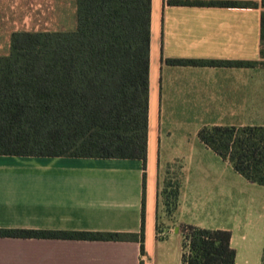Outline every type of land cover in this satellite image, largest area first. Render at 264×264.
Returning <instances> with one entry per match:
<instances>
[{
	"label": "crops",
	"instance_id": "0c3cea01",
	"mask_svg": "<svg viewBox=\"0 0 264 264\" xmlns=\"http://www.w3.org/2000/svg\"><path fill=\"white\" fill-rule=\"evenodd\" d=\"M171 1L151 0L146 169L141 160L135 159L0 156V228L6 229L139 234L146 173L145 255L135 241L0 238V264H183L182 224L231 231L236 264L243 258L249 264L253 225L243 226L236 216L229 220L214 218L210 225L198 218L194 208L207 202L187 186V167L176 215L178 224L173 228L161 225L158 192L163 175L162 147L166 144L175 150L170 138L178 120H189L199 150L214 153L217 163L221 159L227 165H231L228 160L199 140V130L212 125L264 126V67L166 62L264 60L260 54L262 0H181L192 2L184 5ZM218 1L257 6L210 4ZM77 26V0H0V56L10 54L15 33L73 32ZM190 149L194 152L193 147ZM192 215V221L184 219ZM175 233L182 236V246L176 241L175 246H169Z\"/></svg>",
	"mask_w": 264,
	"mask_h": 264
},
{
	"label": "trees",
	"instance_id": "16d2710c",
	"mask_svg": "<svg viewBox=\"0 0 264 264\" xmlns=\"http://www.w3.org/2000/svg\"><path fill=\"white\" fill-rule=\"evenodd\" d=\"M210 4L257 6L238 1ZM261 6L264 59V0ZM77 14L76 31L15 33L10 54L0 56V156L135 159L146 169L151 0H77ZM166 62L264 67V60ZM198 138L249 182L264 186V126H204ZM145 187L146 173L139 234L0 228V238L135 241L144 256ZM181 189V182L174 188L168 181L160 186L158 199L167 212L172 205L178 211ZM180 230L183 264H236L231 231L190 224Z\"/></svg>",
	"mask_w": 264,
	"mask_h": 264
},
{
	"label": "rangeland",
	"instance_id": "374dc122",
	"mask_svg": "<svg viewBox=\"0 0 264 264\" xmlns=\"http://www.w3.org/2000/svg\"><path fill=\"white\" fill-rule=\"evenodd\" d=\"M188 121L178 120V123L172 127L174 134L170 139L172 140V147L175 148L174 151L163 144L161 187L164 186L165 181H168L172 183V188L178 182L182 183L183 188L185 167H187V186L198 193L200 197L202 196L204 200H201L202 202H207L206 204L199 203L194 208L197 217L203 219L207 225H210L214 218L229 220L230 216L234 218L236 216L238 223L243 226L252 224V251L248 262L249 264H262L264 256V186L251 183L246 178L235 175L237 173L231 165H227L218 159L219 157H217L219 163L213 159L214 153L199 150L196 145L198 139L194 137V130L187 124ZM190 122H194V120H190ZM195 123L192 127H196L194 126ZM166 128L164 125L162 129L163 138H166ZM180 139H183L182 143ZM188 142L191 143L190 147H193L194 152H190V147L187 149ZM186 156L188 157L187 160ZM171 157L173 158L171 162L166 164ZM208 210L211 212L208 213ZM168 211L162 202L163 220L161 225H168V228H173L178 224L176 220L177 211H175L174 205ZM193 217L195 216L192 215V218L185 216L184 219L192 221ZM175 241L181 242L182 246V236L178 233L173 235L168 243L169 246H175ZM245 261L246 258H243V260L238 261V264H245Z\"/></svg>",
	"mask_w": 264,
	"mask_h": 264
}]
</instances>
